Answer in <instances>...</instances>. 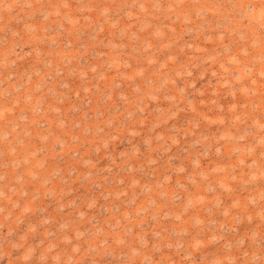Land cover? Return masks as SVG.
Segmentation results:
<instances>
[{
    "label": "rangeland",
    "instance_id": "obj_1",
    "mask_svg": "<svg viewBox=\"0 0 264 264\" xmlns=\"http://www.w3.org/2000/svg\"><path fill=\"white\" fill-rule=\"evenodd\" d=\"M0 264H264V0H0Z\"/></svg>",
    "mask_w": 264,
    "mask_h": 264
}]
</instances>
